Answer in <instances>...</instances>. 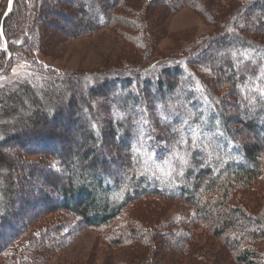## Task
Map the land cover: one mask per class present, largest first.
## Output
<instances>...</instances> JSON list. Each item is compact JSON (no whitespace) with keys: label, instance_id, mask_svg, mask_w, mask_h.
Wrapping results in <instances>:
<instances>
[{"label":"trees","instance_id":"obj_1","mask_svg":"<svg viewBox=\"0 0 264 264\" xmlns=\"http://www.w3.org/2000/svg\"><path fill=\"white\" fill-rule=\"evenodd\" d=\"M187 1L192 3L199 0H161V4L172 10L177 3ZM236 1L240 3V7L236 11L237 19L234 24L240 28L239 32H235L232 25L231 31L219 36L214 43L226 48L238 47L241 51L239 54H243L241 56H237L239 54L236 50L235 54L227 53L222 62L214 59L205 62L200 54L209 48L207 44L188 58L138 73L141 88L138 79L129 74H108L96 80L89 78L92 87L88 88L89 93L86 95L82 96L79 92L80 96L75 98L67 89L66 102L61 95H55L49 90L50 85L56 84L59 78L44 79L42 88L45 96L41 99H35L31 87L24 81L14 86L12 96H9V106L5 109L13 114L10 108L17 101L19 113L27 110L29 114L24 118L25 128L21 135L13 132L10 127H5L0 132V137H3L0 144L10 145L11 141L18 138L24 144L15 150L17 154H13V160L6 161L0 153V165L5 163L4 166H8L7 176L0 186V250L5 247V253L9 257L7 264L35 262L32 259L17 261L9 254L16 249L17 243L14 241L23 231L11 225L13 231L8 233L4 227L6 218L11 216L12 198L16 195L15 168L21 169L22 163L27 162L26 155L40 154L31 148L29 150L31 142L37 143V148L42 150L50 148L52 141L63 139L65 142L69 132L67 127L64 132L59 133L49 130L44 123L48 119L57 124L58 120L62 121L61 116L66 112L71 113L69 121L76 122L74 113L78 110L81 115H85L86 120L82 126L85 136H78L80 146L66 148L64 151V145H58L57 149L61 151L58 157L59 168L44 166L49 171L46 173L49 178L59 180L55 186L58 198H52L51 192H44L49 211L68 212L78 219V223L46 228L39 234L38 242H31V249L54 248L53 239L56 237L63 245L82 225L87 228H109L130 205L141 199L159 197L169 202L184 201L195 210L192 223L184 222V225H178L176 229L167 230L166 237L170 244L165 247L173 249L175 245L172 242L178 240L182 242L181 248H190L186 243V235L194 225L200 226L211 237L219 240L223 247L231 250L235 263L264 262V257H259L260 251L257 250V242L264 238V218L245 206L236 204L231 197L233 192L252 185L263 175L264 94L261 93L264 92V41L249 39L241 34L264 32V0ZM16 2L3 23V35L10 44L5 50L7 54L19 56L18 50L23 47L30 53L32 49L40 48L41 39L36 31L38 22L48 9V1H34V20H31L29 33L21 40L15 30H18L23 18L27 19L24 13L28 9L25 0ZM153 2L158 3V0ZM254 7L257 12L251 11ZM114 8H123L127 13L140 16L126 0L80 2V11L87 13L85 15L88 16L93 9L91 13L96 19L89 18L88 22L94 28L110 25L114 19ZM255 22L259 25L256 26ZM12 33L19 42L9 40ZM4 65L0 62V68ZM156 73L157 76L154 77ZM225 75L227 76L223 77ZM84 78L83 75L77 76L72 84L69 81L67 83L70 88L75 84L81 86L86 80ZM224 85L229 86L228 92L220 90ZM117 87L124 96L115 101L114 98L110 99L109 93ZM180 98L183 102L179 104ZM78 103L82 105L81 109H78ZM96 106H104L108 111H102ZM1 107L3 106L0 104ZM69 107L73 110L70 111ZM90 108L96 111L94 115ZM234 109L237 111L233 114ZM102 112L106 116L102 119L99 117V121L98 116ZM109 112L113 116H109ZM235 115L243 117L244 121L236 120ZM184 120H188V125L183 124ZM238 122L243 123L242 132ZM196 126L200 128L201 136L193 146L190 128ZM245 132L255 135L256 139L245 141L242 138ZM181 133L188 140L187 144L179 143ZM111 137L115 140V153L124 160L123 177L117 172L121 162L117 161V157L110 156V147L106 146L108 143L105 141ZM109 146L113 147V144ZM122 146L123 151L116 149ZM72 154L77 157V165H70L67 161L70 155L73 157ZM177 155L187 160V164H181L175 158ZM80 160L83 161L82 164ZM115 160L120 163L118 167L114 164ZM60 167H63V172ZM189 224L192 226L187 227ZM150 231L151 227L131 219L124 222L118 230L115 244L131 241L133 235H146ZM35 250L29 257H37Z\"/></svg>","mask_w":264,"mask_h":264},{"label":"rangeland","instance_id":"obj_2","mask_svg":"<svg viewBox=\"0 0 264 264\" xmlns=\"http://www.w3.org/2000/svg\"><path fill=\"white\" fill-rule=\"evenodd\" d=\"M34 1L25 0L28 10L24 14L27 19L24 20L22 17L23 20L20 21L18 30H15V33L20 36V40L25 39L30 31L31 20H34ZM47 1L48 9L42 20L38 22L36 31L38 38L41 39L40 48L36 47L30 53L23 47L18 50V55H20L15 56V54H7L8 52L5 51L9 42L7 43L4 37L3 23L6 21L8 9L12 11L17 2L16 0H11V2L10 0H0V30H2L0 62L5 64L0 68V104L3 106L0 108V132L3 128L10 127L13 132L21 135L22 129L25 128L23 121L29 114L26 110L27 107H25V112L19 113V105L16 101L12 104L14 107L10 108L14 112L13 114L5 109L6 106H9V96H12L14 86L23 81L31 87L35 99H41L45 94L42 88L44 79L59 78L56 84L50 85L49 90L55 95H61L66 102L68 97L65 92L67 89L69 94L71 93L75 98L86 95L89 93L88 88L92 87L89 84V78L96 80L108 74H129L138 79L141 88V77L137 76L138 73L141 74L155 66L164 67L165 64L178 59L188 58L207 44H209V48L200 54V58L205 62H210L213 59L217 60L216 62H222L227 53L235 54L236 50L238 54L241 52L238 47L226 48L214 43L219 36L228 30L231 31L232 25L234 31L239 32L240 28L234 24L237 19L236 11L240 7V3L236 0H199L198 2L192 1V3L187 1L181 4L177 3L172 10L161 4V0H158V3L153 2L155 0H126V3L138 11L140 16L127 13L123 8H114L112 23L103 28H94L88 22L89 18L96 19V17L92 15L93 9L89 11L88 16L85 15L87 13L80 11L81 0ZM149 1L151 2L148 3ZM256 10V7L251 8V11ZM254 24L259 25L258 22ZM241 35H246L249 39L264 41V32L261 34H250L249 32V34L242 33ZM15 37L12 33L9 40L11 39L13 43L19 42L20 40H16ZM234 54L232 56H235ZM241 55L243 54L237 56ZM81 75L86 79L82 80L84 82L81 83V86L75 84L70 88L67 81L72 84L73 79ZM155 76L157 73L154 74ZM217 79H219L218 76ZM118 84L120 85V82ZM229 89V86L224 85L220 90L225 93ZM5 94L6 97H4ZM123 94L117 87L116 90L109 93V96L110 99L114 98L116 101L121 100ZM24 102L26 103V101ZM181 102H183L182 98H180L179 104ZM77 106L78 109H81L82 105L78 103ZM96 108L108 111L104 106H96ZM3 109L5 111H2ZM68 109L70 110L72 107ZM90 109L94 115L96 111H93V108ZM78 111L74 113L76 122L71 123L69 121L71 113L66 112L61 116V122L58 120L57 124H53L47 119L44 123L49 130L59 133L64 132V128L67 127L69 131L67 142H64L63 139L52 141L51 147L44 150L38 149L37 143L31 142L29 150L31 148L32 151L35 150L40 154L26 155L27 162L22 163L21 169H19L20 167L15 168L16 195L12 198V213L9 218H6L4 227L8 233H12V226L23 231L14 241L17 244L13 253H9L11 257L17 261L32 259L35 261L33 264H237L233 260L231 250L223 247L219 240L211 237L200 226L195 227L192 224L187 226L192 227L190 233L186 235V243L190 248H185V251L184 248H181L182 242L178 240L172 242L175 245L173 249L165 247L166 244H170L169 238L166 237L167 230L176 229L179 227L178 225H184L186 222L192 223L191 219L195 210L184 201L169 202L159 197L141 199L130 205L109 228H87L79 224L82 225L81 228L76 230L75 235L63 245V242L61 243L56 237L53 239L55 240L54 248L31 249L29 247L31 242H38L39 234L46 228L58 224L71 223V225H75L78 223V219L68 212L49 211L44 199V194H48V192H51L52 198H58L55 186L59 183L55 177L51 179L47 176L46 173L49 171H46L48 169L45 170L44 166L59 168L58 157L61 151L57 149L58 145L61 147L64 145V151L66 148L73 149L80 146L78 136L80 134L85 136L84 128H82L86 121L85 115H81V112ZM236 111L234 109L233 114ZM103 113L97 115L98 120L99 117L102 119L106 116V113ZM110 114L112 113L109 112V116ZM234 117L236 120L244 121L241 116L235 115ZM237 125L239 129H242V132L243 123L238 122ZM242 138L245 141H254L256 136L245 132V136ZM83 139L85 140V137ZM105 142L108 143L106 146L110 147V156L117 157L119 159L117 161L121 162L120 170L116 169L123 177L124 170L122 169L125 164L124 160L115 153L114 138H108ZM109 144H113V147ZM22 145L24 144L19 141V138L11 141L10 145L0 144V153L3 154L6 161L13 160V154H17L15 150ZM121 148L123 149V146L116 149L121 151ZM122 154L124 155L125 151ZM67 159L70 165L78 164L76 155H73L72 158L70 155ZM262 160V177L252 185L233 192L231 197L236 204L245 206L249 211L264 218V153ZM80 163L82 164L83 161L80 160ZM114 164L116 167L120 165L116 160ZM4 165L5 163L0 165V186L7 176L8 166ZM12 168L13 166H11V170H13ZM60 169L62 172L64 171L63 167ZM60 169L58 171H61ZM131 219L141 221L144 226L151 227L152 231L146 235H133L131 241L126 240L124 243L115 244L119 234L118 230L122 228L124 222H129ZM5 250V247L0 250V264H7L6 260L9 259ZM11 250L8 249V251ZM33 250L36 251L34 253L37 254V257L34 255L29 257L32 256ZM257 250L260 251L259 257L263 258L264 238L257 242ZM42 255L45 257H41ZM259 264H264V262Z\"/></svg>","mask_w":264,"mask_h":264},{"label":"snow or ice","instance_id":"obj_3","mask_svg":"<svg viewBox=\"0 0 264 264\" xmlns=\"http://www.w3.org/2000/svg\"><path fill=\"white\" fill-rule=\"evenodd\" d=\"M10 2H11V0H10ZM0 35H2V30H0ZM257 91H259V89H257ZM261 94H264V92H262ZM217 123H219V122L217 121ZM183 124L188 125V120H184ZM93 127H95V125H93ZM190 132H191V138H192L193 146H194L195 145V141L198 138H200V136H201V130H200V128L198 126H196V127L190 128ZM2 138L3 137H0V139H2ZM179 143H181V144H187L188 143V140L183 138V134L182 133H181V139H180ZM175 158L180 160L181 164H187V160H185L183 157H179L177 155Z\"/></svg>","mask_w":264,"mask_h":264},{"label":"water","instance_id":"obj_4","mask_svg":"<svg viewBox=\"0 0 264 264\" xmlns=\"http://www.w3.org/2000/svg\"><path fill=\"white\" fill-rule=\"evenodd\" d=\"M10 5H11V4H10ZM9 11H10V9H8L7 14H8ZM7 14H6V15H7ZM6 15H5V16H6Z\"/></svg>","mask_w":264,"mask_h":264}]
</instances>
